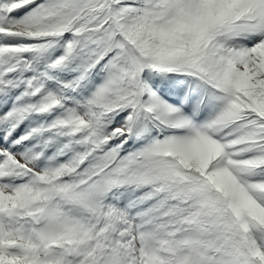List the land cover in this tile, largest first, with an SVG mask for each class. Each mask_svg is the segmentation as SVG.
Returning <instances> with one entry per match:
<instances>
[{
	"label": "snow or ice",
	"instance_id": "6c2138e0",
	"mask_svg": "<svg viewBox=\"0 0 264 264\" xmlns=\"http://www.w3.org/2000/svg\"><path fill=\"white\" fill-rule=\"evenodd\" d=\"M0 264H264V0H0Z\"/></svg>",
	"mask_w": 264,
	"mask_h": 264
}]
</instances>
